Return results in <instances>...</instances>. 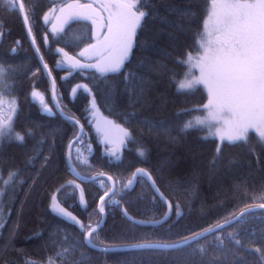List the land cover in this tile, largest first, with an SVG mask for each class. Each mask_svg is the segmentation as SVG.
Returning a JSON list of instances; mask_svg holds the SVG:
<instances>
[{
	"label": "trees",
	"instance_id": "16d2710c",
	"mask_svg": "<svg viewBox=\"0 0 264 264\" xmlns=\"http://www.w3.org/2000/svg\"><path fill=\"white\" fill-rule=\"evenodd\" d=\"M32 2L49 6L53 0ZM206 3L207 0H150V15L138 30L137 45L125 69L135 71L142 78L137 81V89L142 88L143 94L134 105L129 103L128 86L120 75H109L106 80L94 82L91 79L81 80L80 74H74L68 81H63L60 79L65 75L63 70L55 69L53 72L56 77L57 103L63 106L67 115H84L86 94L81 92L75 99L69 96L72 86L78 82L94 83L102 113L105 116L113 113L110 118L116 119L118 123L123 122V117L116 114L138 113V117L126 126L133 131L134 138L148 149L146 162L136 155L138 145L130 143L124 149L123 163H109L107 157L102 155L103 144L95 141L92 134V170L103 169L119 174L129 164L150 168L166 197L173 204L179 202L183 205L184 216L177 217L173 211L171 219L163 226L133 224L123 215L122 208H127L128 214L135 218L153 220L162 217L166 211V205L158 199L153 201L152 191L144 180H140L122 198L117 197L121 201L120 207L109 209L100 232V237L106 243L131 244L143 239L175 241L178 239L175 233L187 235L188 231H197L198 225L206 226V219L213 222L238 211L244 203L264 202L244 199L243 188L237 198H232L235 185L247 179L245 187L251 194L254 191L251 178L264 176V144L255 133H250L246 142H220L221 151L217 153L219 141L217 137L209 135L206 128L180 131L183 123L204 114L199 109L207 100L202 87L192 92H178L172 81L173 73L177 74L176 79L179 80L186 71L178 60L184 58L187 51H195V32L198 27H202ZM44 29L42 22L35 24L34 33L38 43L42 42ZM83 30L82 23H74L68 31L72 35ZM0 32L3 33L0 35V63L16 69L9 75L10 82L15 84L11 95L19 101L17 128L30 127L35 130V136L26 143L5 144L0 148V163L4 165L5 174L9 165H15L21 168L24 176L31 177L35 176V172L31 165L25 166L26 156L38 147H43L45 155L49 151L53 154V164L44 171L30 194L26 196L28 185L31 184L29 179L24 190L19 192L10 214L6 209L4 217L0 218V224L5 225L0 227V264H29L30 261L46 264L48 257L54 254L53 244L58 238L63 239L67 234L71 242L79 234L77 227L57 217L48 208L52 192L73 178L60 158L67 151L68 141L72 139L75 128L52 103L47 76L33 77L37 66L34 51L17 13L0 11ZM17 41L20 43L16 44ZM14 45L17 49L15 53L11 51ZM42 51L46 52L43 48ZM46 59L54 67L56 57L46 54ZM86 75L92 77L93 73L88 72ZM33 84L46 93L54 115L43 112L32 100L30 93ZM144 119L153 121L157 127L149 130L141 123ZM169 137L174 139L170 140ZM45 138L46 143L43 145L37 143ZM36 168H39V162ZM78 170L82 174L92 171L87 168ZM82 186L89 202L87 211L79 206L78 200L67 197L70 188H65L60 198L69 211L87 223L89 213L96 207L98 196L95 194L99 188L96 183L87 181ZM202 207L211 210L212 214L203 216ZM58 229L62 231L57 236ZM232 232L238 234L234 239H229L228 234ZM216 235L223 237L222 242L215 240ZM237 240L240 244H236ZM257 248H264V211L260 210L240 224L225 227L221 233L180 248H131L104 253L82 244L69 260L72 264H261L260 255L255 251Z\"/></svg>",
	"mask_w": 264,
	"mask_h": 264
},
{
	"label": "snow or ice",
	"instance_id": "6c2138e0",
	"mask_svg": "<svg viewBox=\"0 0 264 264\" xmlns=\"http://www.w3.org/2000/svg\"><path fill=\"white\" fill-rule=\"evenodd\" d=\"M149 5L150 0H61L59 4L53 2L49 6L34 3L32 0L27 3L25 0H0V11L15 12L22 19L31 38L37 64L32 75L34 78L47 76L54 100H58V97L53 72L60 69L65 72L60 78L63 81H68L74 74H80L81 80L91 79L94 82L106 80L109 75H120L128 86L126 91L129 103L134 105L143 94L142 88L137 89V81L142 78L135 71L125 69L136 48L138 30L150 15ZM34 21L35 24L42 22L45 26L41 43H38L34 33ZM74 23H82L84 30L79 34L70 35L68 30ZM0 35L3 33L0 32ZM19 43L20 41L16 42ZM194 47L195 51H187L184 58L178 60V63L186 68L183 76L177 80V74L173 73L172 81L176 84L178 92H192L202 86L207 93V100L199 109L204 114L183 123L180 131L206 128L209 135L229 143L246 142L250 133H255L264 144V0H207L203 10L202 27H198L195 32ZM42 48L46 52L42 51ZM16 50L14 45L11 51L15 53ZM46 54L56 57L54 67L50 66ZM15 71V68L0 63V148L5 144H24L35 136L34 128H17L19 101L11 95L15 84L10 82L9 75ZM88 72H92L93 76H87ZM81 92L86 94L83 117L66 115L63 106L56 104L60 115L75 128L72 139L68 141L67 151L60 158L73 178L59 185L50 195L48 203L49 210L77 227L79 234L71 242L67 234L63 239L58 238L53 244L54 254L48 257L46 264H72L69 257L82 244L104 253L120 247L180 248L221 233L225 227L240 224L258 210L264 211V202L244 203L238 211L230 212L222 219L213 222L206 219V226L198 225L197 231H188L187 235L175 233L178 237L175 241L143 239L131 244L106 243L100 237V232L106 223L109 209L120 207L121 201L117 197L122 198L140 180H144L152 191L153 201L158 199L166 205V211L159 220L139 221L128 215L127 208H122L124 216L133 224L163 226L171 219L173 211L177 217L184 216L183 205L179 202L173 204L166 197L150 168L133 167L129 164L128 168L119 174L103 169L92 170L93 148L90 143L87 145L88 154L85 155L84 151L86 142L83 137L86 125L94 129L99 137V142L104 146L102 155L107 157L109 163H123L124 149L130 143L138 145L135 151L137 157L144 158L142 162H146L149 151L134 138L133 131L126 126L138 117L136 111L116 114L123 117V122L118 123L116 119L110 118L113 113L110 112L109 116L102 113L94 83H76L72 86L69 96L75 99ZM30 95L39 103L43 112L55 114L46 99V93L36 84H33ZM141 123L149 130L157 127L149 119H144ZM37 143L43 145L46 138ZM76 144H79V147H75L74 154L73 147ZM220 151L221 147L217 145V153ZM37 162L39 168H36ZM259 163L257 159V164ZM52 164V152L49 151L45 155L43 147L34 148L32 154L27 155L25 159V166L31 165L35 176H24L21 168L15 165H9L5 174L4 165L0 163V218L4 217L6 209L10 214L19 192L24 190V185L28 184L29 179L31 184L28 185L26 196ZM80 168L92 171L82 174L78 170ZM251 179L254 191L251 194L247 191L246 179L242 184L234 186L233 199L237 198L243 188L244 199L264 201V176ZM85 181L94 182L99 188V192L95 194L98 196L96 207L89 213L87 223L69 211L60 198V193L65 188H70L71 192L66 194L67 197L78 200L79 206L87 211L89 202L82 186ZM201 213L205 217L212 214L211 210H205L203 207ZM4 226L0 224V227ZM60 231L62 230H57V236ZM237 234L229 233L228 238L234 239ZM215 240L222 242L223 237L216 235ZM235 242L240 244L239 240ZM255 251L260 255L261 264H264V248H257ZM29 264L37 262L30 261Z\"/></svg>",
	"mask_w": 264,
	"mask_h": 264
},
{
	"label": "rangeland",
	"instance_id": "374dc122",
	"mask_svg": "<svg viewBox=\"0 0 264 264\" xmlns=\"http://www.w3.org/2000/svg\"><path fill=\"white\" fill-rule=\"evenodd\" d=\"M53 2H55V3H57V4H59L60 2H61V0H53ZM52 2V3H53ZM64 2H66V0H64ZM82 2H88V0H82ZM198 74V73H197ZM202 87V86H201ZM202 89H203V87H202ZM204 90V89H203ZM205 91V90H204ZM206 92V91H205ZM207 94V93H206ZM32 98V97H31ZM47 99V98H46ZM33 100V99H32ZM47 101H48V99H47ZM36 102V104H38L39 105V103L37 102V101H35ZM49 102V101H48ZM50 103V102H49ZM39 107H40V105H39ZM41 108V107H40ZM66 114V113H65ZM67 115V114H66ZM70 116V115H69ZM74 131H75V129H74ZM92 134H93V136H94V139H95V141H98L99 142V137L97 136V134L95 133V131H94V129H92V128H90L89 126H87L86 125V128H85V134H84V137H83V139H84V141L86 142L85 143V147H84V151H85V155H87L88 153H87V145L90 143L91 144V146H92V143H91V141H90V138H91V136H92ZM256 135V134H255ZM216 137V136H215ZM217 139H218V141H219V145H220V140H219V138L217 137ZM227 141V140H226ZM100 143V142H99ZM103 146V145H102ZM75 147H79V144H76V145H74V147H73V153L75 154ZM93 147V146H92ZM103 149H104V146H103ZM84 172H87V170H83ZM92 219L94 220L95 219V217H92Z\"/></svg>",
	"mask_w": 264,
	"mask_h": 264
},
{
	"label": "water",
	"instance_id": "95a60500",
	"mask_svg": "<svg viewBox=\"0 0 264 264\" xmlns=\"http://www.w3.org/2000/svg\"><path fill=\"white\" fill-rule=\"evenodd\" d=\"M29 39H30V41H31V38L29 37ZM52 93V92H51ZM52 100H53V102L52 103H54V105H55V108H56V104H57V100H54L53 99V97H52ZM57 109V108H56ZM57 111H58V109H57ZM59 112V111H58ZM64 117V116H63ZM124 215V214H123ZM130 217H132L134 220H139V221H154L153 219H140V218H135V217H133V216H131L130 214H128ZM162 217H160V218H158V219H155V220H159V219H161ZM129 220V219H128ZM129 221H131V220H129ZM132 222V221H131ZM140 226H144V225H140ZM124 249H131V248H125V247H120V248H114V249H112V250H124Z\"/></svg>",
	"mask_w": 264,
	"mask_h": 264
}]
</instances>
